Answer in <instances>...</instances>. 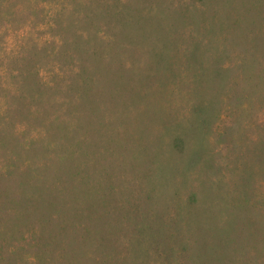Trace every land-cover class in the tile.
<instances>
[{"label":"rangeland","instance_id":"rangeland-1","mask_svg":"<svg viewBox=\"0 0 264 264\" xmlns=\"http://www.w3.org/2000/svg\"><path fill=\"white\" fill-rule=\"evenodd\" d=\"M0 264H264V0H0Z\"/></svg>","mask_w":264,"mask_h":264}]
</instances>
